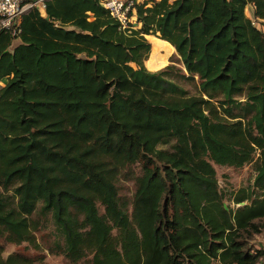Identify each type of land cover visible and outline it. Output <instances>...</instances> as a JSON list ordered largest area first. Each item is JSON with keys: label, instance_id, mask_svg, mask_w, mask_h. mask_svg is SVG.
Masks as SVG:
<instances>
[{"label": "trees", "instance_id": "1", "mask_svg": "<svg viewBox=\"0 0 264 264\" xmlns=\"http://www.w3.org/2000/svg\"><path fill=\"white\" fill-rule=\"evenodd\" d=\"M126 1L124 30L100 0H47L13 51L0 32V264H43L2 254L39 250L47 216L69 264H260L245 238L264 230V0ZM146 36L176 61L148 71ZM255 154L226 206L214 166Z\"/></svg>", "mask_w": 264, "mask_h": 264}, {"label": "rangeland", "instance_id": "2", "mask_svg": "<svg viewBox=\"0 0 264 264\" xmlns=\"http://www.w3.org/2000/svg\"><path fill=\"white\" fill-rule=\"evenodd\" d=\"M245 14L254 22L257 28L262 29L260 22L256 21L252 16L251 7L246 8ZM147 41H149L152 45L151 53L147 61H145V67L148 71L156 72L176 61L177 56L175 55L174 48L171 49L167 43L158 40L153 36H147ZM182 87L187 90L189 94H196V90L193 86L189 84H183ZM160 148L169 149V145L161 146ZM256 159L257 156L255 154L253 162L241 168L214 166L219 189L224 196V204L226 206L235 208V205L232 203L234 193L239 189H245L252 186L254 177L256 175ZM121 184L124 186L122 193L130 196L132 192L131 183L122 181ZM98 208L100 213H102V208L100 206ZM34 218H37V216H34ZM40 224L41 226L39 230L35 233L36 242L37 245H39V250L31 248L27 244H22L20 246H13L8 244L5 245L2 256L6 258L10 254L19 253L28 257H42L43 264H69L61 255L53 253L51 251V249H54L53 246L56 243H60V245H62V239L56 231L51 217L47 216V218L41 219ZM245 240L247 248H249L251 251L256 252L263 250L264 230L259 234L253 235L252 237L245 238ZM260 264H264V261H261Z\"/></svg>", "mask_w": 264, "mask_h": 264}, {"label": "built area", "instance_id": "3", "mask_svg": "<svg viewBox=\"0 0 264 264\" xmlns=\"http://www.w3.org/2000/svg\"><path fill=\"white\" fill-rule=\"evenodd\" d=\"M47 0H0V32H7L12 38L20 34V18L27 12L38 9L44 11ZM100 5L108 12L110 17L121 27L126 29L131 20L129 11L132 2L126 0H100Z\"/></svg>", "mask_w": 264, "mask_h": 264}, {"label": "water", "instance_id": "4", "mask_svg": "<svg viewBox=\"0 0 264 264\" xmlns=\"http://www.w3.org/2000/svg\"><path fill=\"white\" fill-rule=\"evenodd\" d=\"M19 45H21V40L19 38H12V41H11V45L9 47V50L10 51H13ZM151 47H152V45H151Z\"/></svg>", "mask_w": 264, "mask_h": 264}, {"label": "crops", "instance_id": "5", "mask_svg": "<svg viewBox=\"0 0 264 264\" xmlns=\"http://www.w3.org/2000/svg\"><path fill=\"white\" fill-rule=\"evenodd\" d=\"M137 1H140V0H137ZM146 39H147V36H146ZM149 42V41H148ZM150 43V42H149ZM171 49H173L171 46H170Z\"/></svg>", "mask_w": 264, "mask_h": 264}]
</instances>
